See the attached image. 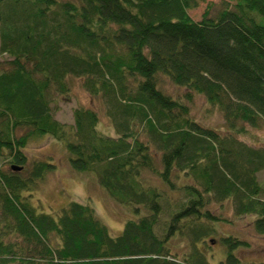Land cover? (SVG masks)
Instances as JSON below:
<instances>
[{
  "label": "trees",
  "instance_id": "trees-1",
  "mask_svg": "<svg viewBox=\"0 0 264 264\" xmlns=\"http://www.w3.org/2000/svg\"><path fill=\"white\" fill-rule=\"evenodd\" d=\"M198 2L0 0V158L11 164L0 168V264H212L199 245L225 220L214 202L255 215L264 234V146L238 138L264 119V0H223L217 15L206 8L195 20ZM73 76L104 100L116 136L93 108L77 107L73 124L56 118ZM163 76L185 95L165 91ZM194 93L223 113L226 133L192 117ZM43 136L63 141L75 171L96 174L138 213L119 235L88 203L38 211L33 192L55 164L27 167L24 149ZM171 192L184 196L172 203ZM177 235L190 240L183 255L171 249ZM221 241L217 264H240L246 242Z\"/></svg>",
  "mask_w": 264,
  "mask_h": 264
},
{
  "label": "rangeland",
  "instance_id": "rangeland-1",
  "mask_svg": "<svg viewBox=\"0 0 264 264\" xmlns=\"http://www.w3.org/2000/svg\"><path fill=\"white\" fill-rule=\"evenodd\" d=\"M223 0H199L198 5L189 9V14L195 20H200L206 8H209L212 15H217ZM6 59L1 55L0 62ZM71 90L67 97H63L55 106V116L61 122L67 124L74 123V110L77 107H89L95 109L99 116V128L111 136L116 133L111 125V120L107 115V108L104 100L99 96L91 94L83 86L80 77H71ZM161 87L173 95L183 97L187 89L174 84L168 77L163 76ZM190 104L191 115L206 127H212L221 133L228 131L223 113L210 105L203 94L194 93ZM248 129L239 134L238 138L249 145L264 146V119L261 125L253 127L245 124ZM63 141L52 136H43L31 140L25 147L24 152L28 157L27 167L35 160H47L55 164V168L48 172L46 177L39 182L37 189L33 192L32 203L37 206L39 212L51 213L55 216L60 214V210L69 202L75 200L88 203L96 209L97 214L109 227L110 232L117 236L130 218H135L138 213L128 205L117 201L99 183L94 173H84L75 171L69 161V154ZM10 159L0 158V168L9 169ZM148 182L166 188V185L152 172L147 174ZM264 180V171L259 174ZM182 182H187L183 179ZM28 193V192H27ZM29 194V193H28ZM170 200L177 202L184 195L179 192H171ZM215 214L225 218L215 222L216 235L210 236L206 243L199 246L205 251L212 264H217L226 258L225 245L222 244L221 237L234 235L241 238L246 244L239 247L235 254L240 259V264H264V234L260 233L254 225L255 215H236L235 208L230 201L223 205L220 202L211 204ZM142 212L145 209H141ZM140 211V212H141ZM216 238L213 240V238ZM172 252L183 255L189 251L190 240L184 236L177 235L172 238Z\"/></svg>",
  "mask_w": 264,
  "mask_h": 264
},
{
  "label": "water",
  "instance_id": "water-1",
  "mask_svg": "<svg viewBox=\"0 0 264 264\" xmlns=\"http://www.w3.org/2000/svg\"><path fill=\"white\" fill-rule=\"evenodd\" d=\"M13 168H14V169H17V170H22L23 167L13 165Z\"/></svg>",
  "mask_w": 264,
  "mask_h": 264
}]
</instances>
